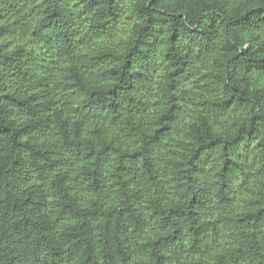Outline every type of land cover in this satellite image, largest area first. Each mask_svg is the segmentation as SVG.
I'll list each match as a JSON object with an SVG mask.
<instances>
[{"label": "trees", "instance_id": "trees-1", "mask_svg": "<svg viewBox=\"0 0 264 264\" xmlns=\"http://www.w3.org/2000/svg\"><path fill=\"white\" fill-rule=\"evenodd\" d=\"M0 264H264V0H0Z\"/></svg>", "mask_w": 264, "mask_h": 264}, {"label": "rangeland", "instance_id": "rangeland-1", "mask_svg": "<svg viewBox=\"0 0 264 264\" xmlns=\"http://www.w3.org/2000/svg\"><path fill=\"white\" fill-rule=\"evenodd\" d=\"M120 29L122 28V26L121 27H119Z\"/></svg>", "mask_w": 264, "mask_h": 264}]
</instances>
